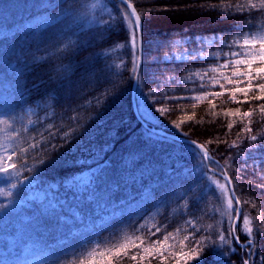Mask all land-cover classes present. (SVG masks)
<instances>
[{
  "label": "trees",
  "instance_id": "trees-1",
  "mask_svg": "<svg viewBox=\"0 0 264 264\" xmlns=\"http://www.w3.org/2000/svg\"><path fill=\"white\" fill-rule=\"evenodd\" d=\"M141 15L143 24V63L142 77L137 87V105L142 106L148 114V125L167 133L205 143L208 139L220 137L228 140L226 144L208 146L210 153L219 160L221 165H230L228 175L236 195L242 202V214L253 221H264V140L251 142L246 137L247 132L237 139L238 132L244 125L239 118L225 117L224 110L237 108L241 113L250 108L249 104H237L230 99L229 94L219 97H203L201 100L169 101L162 95L144 97L152 88L161 94L195 96L204 91H222L219 85H208L205 89L197 88L195 92L185 89L193 85L185 80L190 70H199L212 66V61L195 59L189 61H165V57L178 49L198 50L202 48L201 39L223 37L230 39L237 34L253 33L264 30V14L257 10L244 9L237 12L223 11L230 5L245 4L248 0H131ZM258 3V0H256ZM64 0H0V115L10 113L13 117L25 114L26 109L33 111V124L15 125L17 143L13 146H26L23 139L36 136L44 130V125L54 123L57 126L66 124L69 115H75L72 109L80 108L85 116L87 131L82 132L78 145H69L71 151L62 150L63 154L57 164L44 167L35 177L26 174L41 185L56 183L62 185L75 176L97 168L91 186L88 188L91 200L85 204L91 212H110L123 205L143 203L145 215L127 214L112 219L97 233L99 246L88 259L76 257L82 241L80 231L74 232L85 219H77L69 207H50L45 203H32L29 207L14 205L6 212L0 213V264H22L23 259L48 254L51 264H89L94 258V264H240L241 258H246L245 250L238 245L237 253L228 258L213 254L210 247L200 250L190 239L193 234L187 219H199L198 227L206 229L209 224L220 220L222 200L218 199L219 191L204 187L200 177L199 159L189 153L179 151V144L167 140L156 142L138 121L132 106L131 91L134 79L131 78L128 67L130 57L125 43L126 33L115 27L112 32L100 35L95 32V25L89 30L84 25V34L80 36L84 44L76 50V54L65 58L56 51L55 46L47 44L51 33L41 36L42 29L48 24H58L59 32L65 26L72 25L71 15L62 5ZM217 4L223 14L205 7ZM57 8L55 13L52 9ZM50 12L49 19L42 25L21 29L19 26L27 18ZM78 14L82 9H77ZM254 17V18H253ZM3 29L9 31H3ZM242 29V31H241ZM29 33L24 36L23 33ZM183 42V46L176 44ZM125 43L120 49L118 44ZM29 46L32 48L28 51ZM37 50L36 48H40ZM103 50L110 51L108 67L103 58H96L93 53ZM33 54L45 57L24 70L22 62L32 63ZM90 58L94 65L87 72L81 62ZM121 60L128 61L123 67ZM65 66L75 68L74 72H66ZM21 73H23L21 75ZM111 79L120 83L115 96L106 99L103 105L96 107L94 97L100 96L102 90L108 87ZM51 76V79L49 78ZM122 76V78H121ZM67 77L72 82V89L65 90L58 81ZM175 81V82H174ZM253 85L264 83V76L252 81ZM225 88L234 87L224 83ZM244 86V84H242ZM143 92L144 95H141ZM251 96V93L249 94ZM237 99H242L237 95ZM215 100L216 108H211ZM91 101V103H89ZM155 101V103H154ZM264 104V101H253L252 106ZM175 107V111L160 113V107ZM141 111V110H140ZM194 113V115H193ZM252 120L249 126L253 134L264 136V121L259 111L252 117L245 118V124ZM194 121L195 123H193ZM234 127L229 132L227 124ZM174 124H180L175 128ZM32 128L31 132L24 129ZM238 147L230 148L229 145ZM15 158V157H14ZM231 158V159H229ZM253 183H249V181ZM181 181L190 182L195 192L197 202L190 208L178 207L175 198L169 207L157 206L166 187L177 184V193L183 191L179 187ZM223 183V181H221ZM250 201V203H244ZM0 203H8L0 199ZM183 205V201L180 202ZM183 212V215H182ZM144 217L147 231L153 225L161 226L157 236L146 240L149 244L163 236L169 235L168 244H161L162 255H145L141 249L129 246L127 251L117 254L113 245H122L127 239H135L129 224L143 223ZM215 217V219H213ZM108 226V227H107ZM257 225L254 223V227ZM264 230V224L259 225ZM182 229L176 231V229ZM175 236V239H172ZM243 242L245 237L241 235ZM264 240L257 245V256H264ZM91 251V249H89ZM104 252L99 256L98 252ZM132 254L137 259L131 260ZM183 256V259L180 257ZM24 257V258H23ZM143 257V259L141 258Z\"/></svg>",
  "mask_w": 264,
  "mask_h": 264
},
{
  "label": "snow or ice",
  "instance_id": "snow-or-ice-1",
  "mask_svg": "<svg viewBox=\"0 0 264 264\" xmlns=\"http://www.w3.org/2000/svg\"><path fill=\"white\" fill-rule=\"evenodd\" d=\"M57 7H63L72 17V25L75 27L65 26L59 32L57 31L58 24H48L46 28L42 29L40 35L44 36L51 33V40L47 44L55 46L56 51L62 54L65 58L70 55L76 54V50L82 47L84 44L89 43L87 41L82 42L80 36L84 34V25L87 24L89 30L95 25V32L100 35L112 32L115 27H120L125 33V43L128 47V54L130 57V65L128 71L132 79L137 81L139 87L142 77V63H143V24L145 20H142L140 14H138L137 8L131 2V0H64L62 5ZM205 7L212 11H219L223 14V11L230 12L232 8H235L237 12H242L244 9L257 10L260 14H264V0H248L245 4H234L230 5L227 9L221 8L217 4H208ZM82 9V12L78 14L77 9ZM57 8H53L52 11L55 13ZM254 18V17H253ZM242 31V29H241ZM27 36L29 33H23ZM243 39V45H238L237 40L233 38L231 41L219 37L213 39L211 43L207 41H201L200 43L208 44V48H213L215 43H219V49L207 51H193L188 53V56L193 60L202 59L212 61L211 67L200 68L199 70H190L185 80L193 85L191 88L185 89L187 92H195L197 88L205 89L208 85L215 87L219 85L222 91H204L195 96H179L175 95L176 90L172 89V95L167 93L161 94L158 89L152 88L149 90L148 95L144 97L147 102L148 96L162 95L161 103H163V97L167 100H196L199 101L203 97H219L224 94H229L230 99L237 104H249L250 108L241 113L240 109L235 110L228 109L223 111L225 117H236L239 118L240 124L244 125L243 131L238 132L237 139L243 136L245 132L249 135L246 137L253 145L259 140H264V136L253 134V128L249 125L253 123L252 120L245 124V118L252 117L257 111L264 116V104L252 106L253 101H264V83L253 85L252 81L264 76V68H253V64L256 60L264 63V47L258 53L250 51L254 46L256 40L259 44L264 46V35H257L256 37H241ZM250 39L253 43H250ZM125 43L117 45L118 48L123 49ZM32 47L29 46L28 51ZM40 50V48H36ZM96 58H103L108 67L107 61L110 59V51L103 50L98 53H93ZM167 59V58H164ZM174 59V58H173ZM46 61V58L36 57L33 54L32 63L27 61L22 62V68L24 70L37 64L39 61ZM90 58H85V61L81 62L87 72L91 67L89 63ZM172 62V61H169ZM128 61L121 60L120 65L115 67H123L127 65ZM75 68H68L65 66L66 72H74ZM23 73H21L22 75ZM112 75H118L116 73H110L108 79V87L102 90L100 96H95L96 107L99 108L104 104L107 98L115 96L120 88V83L116 79H111ZM51 79V76L49 77ZM122 78V76H121ZM228 85H236L231 88H225L224 83ZM175 82V81H174ZM59 87L70 91L72 89V82L67 77L61 78L58 82ZM244 84L243 87L239 85ZM251 93V96L249 94ZM141 95H144L141 92ZM237 95L242 99H237ZM91 103V101H89ZM155 103V101H154ZM211 108H216L215 100L211 102ZM142 106L138 107L140 111ZM84 105H80L78 109H72L75 115H69L68 122L66 124L57 126L54 123H48L44 125V130L38 132L36 136H29L23 139V143L26 146L16 147L9 146L7 143H0V180L4 182V187L0 188V199H6L8 203H0V213L6 212L10 208L14 207L16 201L14 197L20 191L21 185L31 184L32 179L26 174H33L35 177L44 167L54 166L57 164L63 154L62 150L67 149L71 151L69 145L76 146L79 143L82 132L87 131L86 120H91L92 117L85 116L80 109H83ZM175 107H160L156 111L160 113L175 111ZM143 116L144 113L140 111ZM194 115V113H193ZM10 113L0 115V125L5 126L7 129H12L10 121L14 120ZM195 123L194 121H192ZM30 125L33 121L28 122ZM256 123H264V121H257ZM175 128H179L180 124H174ZM234 127L233 123L229 122L227 128L229 132ZM34 129L28 128L24 131L31 132ZM21 132H17L16 136H21ZM10 139L13 145L17 143L15 137L10 134ZM167 141L166 136H162L157 139L156 142L163 143ZM174 145L179 144V151L182 153H189L199 159L200 162V177L204 181V187L211 188L212 191H219L218 199L224 201L221 205L220 220L216 224H209L206 229L198 227L201 223L199 219H187L186 223L190 226L192 236L186 237L190 239L193 244L200 250H203L206 246L210 247L213 254L219 257L228 258L230 255L237 253V245L245 250L246 258H241L240 264H264V256H257V245L260 241L264 240V230L259 225L264 224V221L257 220L253 221L249 216L242 214L241 199L236 196L235 189L232 187V178L228 175V169L230 165H221L219 160L214 158V155L210 153L208 146L213 144H226L228 145L227 139L215 137L213 139L206 140L205 143H199L196 140L181 138L180 141H173ZM230 148L238 147L237 144L233 143L229 145ZM15 157V158H14ZM231 159V158H229ZM264 179V177H261ZM223 181V183L221 182ZM253 183V181H249ZM179 187L183 189L182 192L177 193V184H173L170 187H166L163 194L160 197V201L157 206L167 208L170 202L175 198V203L181 208H190L194 203L197 202L195 192L192 190L190 182L181 181ZM264 188V183L260 185ZM183 201V205H181ZM244 203H250V201H244ZM183 215V212H182ZM143 223L137 222V224H129L132 228V235L135 239H127V242L122 245H113L116 249L117 254L122 251H127L129 246L132 248L141 249V251L147 256H153L155 253L162 255L163 250L157 247L161 244H168L169 235L163 236L162 239H157L149 244L147 240L151 237L157 236L161 231V226L153 225L146 232L142 231L147 226V221L144 217L140 218ZM215 219V217H213ZM254 223L257 225L254 227ZM182 229L177 228L176 231ZM245 237L242 242L240 237ZM147 237V240H146ZM175 239V236H172ZM99 241L94 243L91 251L87 248L80 250L76 259L79 261L80 257L83 256L88 259L92 256V252L97 251ZM264 247V245H261ZM99 256H104V252L100 251L97 253ZM143 259V257H141ZM184 257L181 256L180 259ZM131 260H136V254H132ZM89 264H94V258L89 259Z\"/></svg>",
  "mask_w": 264,
  "mask_h": 264
},
{
  "label": "rangeland",
  "instance_id": "rangeland-1",
  "mask_svg": "<svg viewBox=\"0 0 264 264\" xmlns=\"http://www.w3.org/2000/svg\"><path fill=\"white\" fill-rule=\"evenodd\" d=\"M53 13V11H51ZM50 12L41 13L36 16H32L30 18H27L24 23H22L19 28L21 29H29L31 27H35L38 25H42L45 23L49 17ZM3 31H9L6 29H3L1 31V34H4ZM257 35H264V30H259L253 33H244V34H237L230 39H227L231 41L233 38L237 40L238 45H243V39L241 37H256ZM219 38V37H215ZM213 38L208 39H201V41H207L211 43L213 41ZM250 43H253V41L250 39ZM203 46L201 49L194 50L196 52L203 51L207 49V51H212L219 49V43H215L213 45V48H208V44L201 43ZM177 46H183V42H179L176 44ZM264 47L259 44V41L256 40L254 42V46L250 49V51L254 53H258L261 48ZM193 52V50L188 49H178L174 51L171 55L166 56L165 61H189L193 60L191 57L188 56V53ZM174 58V59H173ZM202 60V59H200ZM211 67V66H209ZM264 68V63H261L259 60H256L253 64V68ZM221 83H225L224 81H221ZM236 86V85H233ZM240 87H243L242 84L239 85ZM144 115L143 117L145 119L150 120L148 117L147 112L143 107L140 109ZM33 111L28 108L26 109L25 114H21L17 117H15L14 120L10 121L12 124V129H15V131H12L11 129H7L5 126L0 125V143H7L9 146H13L12 140L10 139V134L12 137H15L16 134V128L15 125H22V124H29V121H32L33 117ZM151 121V120H150ZM0 151H3L2 148H0ZM97 168L85 171L74 178L64 182L62 185H58L56 183L52 184H46L41 185L37 181L33 180L29 177V179H32L33 182L31 184L27 185H21L20 191L16 194L14 199L16 200L14 202V205L19 207H29L32 203L38 202V203H45L49 205L50 207H69L71 208V211L74 213L75 217L77 219L83 218L85 219L83 223L79 225L75 229L74 232L79 233L82 238V241L78 244V247L92 249L94 246V243L97 241V233L100 229L105 227L112 219H115L122 215L127 214H138L140 216H144L146 209L143 206V203L134 204V205H123L119 208H115L111 210L110 212H104V213H93L88 208L85 207V204L91 200V196L89 195L88 188L91 186L94 176L97 173ZM4 187V182L0 180V188ZM2 200V199H1ZM6 200V199H5ZM224 201L222 200V204ZM108 227V226H107ZM24 258V257H23ZM22 264H51V258L48 254H43L41 256H33L32 258H26L23 259Z\"/></svg>",
  "mask_w": 264,
  "mask_h": 264
},
{
  "label": "water",
  "instance_id": "water-1",
  "mask_svg": "<svg viewBox=\"0 0 264 264\" xmlns=\"http://www.w3.org/2000/svg\"><path fill=\"white\" fill-rule=\"evenodd\" d=\"M142 57H143V52H142ZM137 81L134 80V83H133V87H132V91H131V99H132V105H133V110H134V113L138 119V121L145 127V129H147L148 131H150L152 134L154 135H157L159 137H162L163 135L167 137V139L169 140H174V141H180L181 140V137L179 136H176V135H172V134H169L167 132H164L162 130H156L154 128H151L147 125V123L143 120V118L140 116L139 114V111H138V106H137V103H136V92H137ZM232 187L234 188L233 184H232ZM236 194V192H235ZM237 196V195H236ZM241 209H242V204H241Z\"/></svg>",
  "mask_w": 264,
  "mask_h": 264
}]
</instances>
